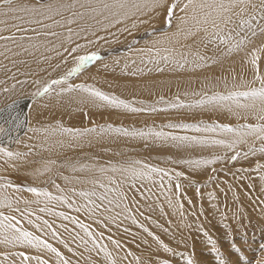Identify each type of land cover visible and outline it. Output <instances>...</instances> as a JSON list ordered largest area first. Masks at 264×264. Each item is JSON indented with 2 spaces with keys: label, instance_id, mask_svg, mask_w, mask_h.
I'll list each match as a JSON object with an SVG mask.
<instances>
[{
  "label": "bare ground",
  "instance_id": "bare-ground-1",
  "mask_svg": "<svg viewBox=\"0 0 264 264\" xmlns=\"http://www.w3.org/2000/svg\"><path fill=\"white\" fill-rule=\"evenodd\" d=\"M32 3H35V2H33V1H29V2L16 1L13 4V7H18L21 4H32ZM0 11L7 12V8L6 7H0ZM13 15H22L25 17V20L30 18L27 14L18 13V14L10 15V17L8 19H6V18L4 19L6 21H2L3 23H0V35H2V36H16L18 38L21 36L25 37L24 40L17 39L15 42H13L12 40H0V108L3 107V105H5L8 102H10L12 100H16L17 98H19L18 96H21V97L22 96H30V93H31L30 89L32 86L31 85L32 82L35 81V78H37V76L42 74V72L46 71V69H47L46 66L51 65L54 62L61 63L63 61V59H65L67 62L70 61L71 59L75 61V57L78 54H79V56L84 55V54H90L92 52L91 49L98 48V47H106L109 44L113 45V43H115V42L121 43V41L130 39V37L132 35L129 33L131 31H134L135 29H139V28H146L149 26L155 27L156 25L158 26L159 23L164 21L163 16L156 17L153 19H149V17H140V19L146 20L148 22L144 23V24H138V26L134 29L131 27L132 20H128V21H125L123 24H119V25H116L115 27H111L107 31L99 30V26H97V29H95L96 30L95 36H93L91 34V30H89L88 32L81 33L79 37L74 36L73 37V43H69L66 40V36H67L66 27H68V26H66V27L54 26L51 29H45L42 26L31 25L28 23H23L19 20H14V19H12ZM65 15H68V13H65ZM56 19H60V18L56 17ZM134 19H136V17H133V20ZM8 21H10L11 23H8ZM257 22H259V21H257ZM43 23L44 24H51L52 21L44 20ZM82 23H83V21L78 22V24H82ZM78 24L70 25V27H72L76 31H79ZM15 25H19L21 28L26 29V31H23V32L17 31V28L15 27ZM125 27H127L129 29L128 32L119 31L120 29H123ZM32 28H36L37 32H32L31 31ZM172 30L175 31V28L172 27ZM45 31L58 32V33H61V35L59 37H56V36L44 37L42 35H37L38 32H45ZM27 37H32V40L29 41L27 39ZM99 37H103L104 39H99ZM159 38H160L159 36L155 35V36L151 37V39L146 40V42H143L144 44H142V46H143L142 49L152 48L153 47V41H155ZM88 40L96 41V43L88 45L86 48H83V49L79 50L78 52H75V53L70 52V50L72 48H74L76 44H86ZM18 44H23V48H27L28 51L25 52L23 50V48L17 46ZM33 44L37 45V47L33 48L32 47ZM261 44H264V36L255 37L254 38V46H260ZM184 45H188V41L182 40L180 44L175 45L177 51H176V53H174V55H175L176 59L179 60L180 59L179 53L183 52L186 55H188V58L191 61L193 59V57L189 54L190 50L188 47H185ZM252 46L253 45H250V47H252ZM155 47L163 49L164 47H169V45L161 44V45H155ZM65 48H68L69 51L66 52L64 50ZM201 49H204V47L192 44L191 52L194 53L196 51H199L201 55H204L206 57H211V59H207L205 61V63L207 64V66H205V67H195L190 62L183 68V70H179L178 68H176L175 65L170 64L167 61L161 60L160 57L156 56L154 52L153 53H146V52H142L141 49H138V50L131 51V53L122 54L123 56H121V58L112 57V58L106 59V61L98 62L97 65H95L92 68V70H90L84 74H81L77 78V80L74 81V83L72 85H81V84L88 85V84H86L87 81H95V82L101 84L102 86H104L106 89L109 88L111 90L117 91L120 95H123V97L124 96L127 97L125 99H128V97L130 98L132 96L151 98V97H153L154 94L168 96V95H174V94H180V93L181 94L187 93V95H186L187 97L191 96V97L198 98L199 96H196V95L193 96L191 94L195 93V92L197 93V91H199L198 93H204V92L208 93V91H206V90L211 91L213 89H215V90L220 89L221 91L223 89L226 92H228L231 89H233L234 85L239 86L241 84H244L245 82H250L252 80L253 70H252L251 65L246 63L245 52L232 53L229 55H218L217 53H215V51H216L215 45H209L206 49H204V50H206V52L201 50ZM202 51H203V53H202ZM57 53H60L61 55H57ZM163 55H166V53L161 51V56H163ZM226 56L228 58L225 59L224 57H226ZM149 59H151L153 62L150 63ZM213 60H216L217 62L213 63ZM66 61L64 62V64L67 63ZM63 67H64V65H63ZM157 68H163L164 70L163 71H157ZM261 71L264 72V60L261 61ZM22 75H27L28 77H24ZM39 78L40 77H38V79ZM80 82H82V83H80ZM6 87L7 88L9 87V92L6 91L4 93L3 90H5ZM66 87L67 86H65L64 88H66ZM59 91L49 93L45 97L38 99V100L32 99L31 101H24V102H20V103L15 105V107L20 106V107L24 108L23 111L25 113V115H24L25 121L22 120L23 121V125L21 127L22 136L19 138L18 141H16L13 144V148L11 149V151L28 153V155L21 158V159H17V160H7V158L0 157V177H5L8 180L12 177L11 175L13 173L18 174V175L21 174L27 179V182L29 183V185L31 187H34L35 184H37V183L39 184L40 181L38 182V180L40 178L44 177L45 175H47L53 168L57 167V169H58V164H60V162L58 163V159L60 158V156H62V155L65 156V153H68V152L72 153L71 150L73 152L76 150H78L76 152H79V149L88 150L87 153L90 154L89 153L90 150L97 149L94 152H98L99 149L100 150L104 149L103 150L104 152L102 153V155H104V154H106L105 151L108 153L107 149L109 147L111 149V147L113 148V146L122 145V146H126V147L132 146V147H134V150H137V152L141 151L143 153H152L154 155V157L155 156L157 158L161 157L164 160H168V162L170 160H172L173 164L176 165L178 168L180 167V168H183L184 170L186 169L187 172L192 174V176L195 177L196 179L201 178L204 180V179H207V177L209 175L211 176V174H210L211 171L213 169H215L216 166H220L219 165L220 163L224 164V163H227L228 161H230L231 157L233 156V154H235L236 151L244 152L245 149H247V148L249 149V145L255 144L258 147L257 144H260V141L256 140L255 137H249V138H247V143L239 145L235 150H230V149H228L222 145H213V144H205V145L186 144L184 146L176 148L173 145H172V147H170V146L164 147L163 142H161L162 140L157 139L161 143H158V141H156L157 143L155 142L154 144L150 145V144H147L148 142L146 140H148V139H143V137L141 138L140 136L139 137L138 136H125L123 134L116 133V132H108V133L103 134L102 136H97L95 133H93V134H90V135L83 137V138L74 139L72 136H70L66 133L60 132L58 130V126L63 125L66 128L84 129L86 127L87 128L92 127L91 125H94L93 123H96L99 125V124H103V122L105 123V121H107V120L108 121L112 120V121L119 122V123L124 122V124L127 121H129L130 123L131 122L133 123L136 121L135 123L139 124L141 121H142L141 123H143V121L146 122L147 120H150V119L151 120L158 119L159 121L166 122V123L169 121L168 124L171 123L170 120H172L173 122H176L177 120L178 121L186 120V121H192L194 123H196V122L198 123L200 118H206V119L210 120V119H213L214 117L220 119V121L223 123L224 122H226V123L232 122V124H234L235 122H240L242 120L238 119L235 115L229 113L228 111H226L223 108H216V109H210V108H169L167 111H158V112H154V113L153 112L132 113V112L127 111V110L122 109V108H112L111 106H108L99 100H94V99L90 98L88 93L82 92L79 89H76L72 92H67V91L61 92V90H59ZM170 101H173V100L170 99ZM134 106L135 107H144L142 104L141 105L135 104ZM65 112L67 114H70V116H67L66 114H64ZM86 112H87V114H86ZM63 115H66V117H64ZM85 115L88 117V119L85 120L86 122L84 121ZM219 115H224V116H219ZM1 116H0V118H1ZM61 117H64V118H61ZM233 117L237 118V119H232ZM58 119H60V120L62 119L63 122L58 121ZM149 122H151V121H149ZM132 123H131V125H132ZM147 124H148V122H147ZM237 124H239V123H237ZM237 124H234V125L236 126ZM142 125L144 126V124H142ZM140 127H142V126H140ZM197 137L207 138V139H224L227 141H231L234 138L233 134L220 132L219 130H217L216 132H206V137L203 136L202 132H199ZM15 139H17V138H15ZM154 140H156V139H154ZM154 140H152V141L149 140V141L153 142ZM120 148L122 149V147H120ZM248 149H247V151H248ZM113 150H114V148H113ZM118 150L120 151V149H118ZM131 150L132 149H130V151ZM114 152L115 151H111L112 155ZM39 156L43 157L44 159H41ZM109 157H110V155H109ZM215 157H220L221 159H217L214 164L202 165L199 167H196L194 165H185V164L178 163V162L174 161V158H176V159L178 158L179 159L178 161H181V160H189V159L196 160V159H202V158L213 159ZM260 159L264 160V154L257 152L255 155H249L247 158H244L243 156L239 157L237 159V162L235 165L251 166L250 164L253 165V163H256V161H259ZM53 161H54V163H50ZM98 161L97 162L95 161L93 163L92 162L91 163L85 162L83 164H80V166H78V172H80L81 174H82V172L84 174H86L88 176L89 181H91V180L99 181L100 175H98V174L102 173L99 171V169L105 168V167L100 165L98 163ZM68 163H67V165H68ZM46 164H47V167L50 169V171L45 170ZM73 164H75V162ZM260 164H262V163H260ZM12 165H15V167H12ZM141 168H143V167H141ZM73 169H74V167H72V170ZM256 170H254V171L253 170H245V171L242 170L240 172L241 173V177H240L241 179H239V181L235 180V182L238 181L237 182L238 185L236 186V184H235L236 187L228 186L231 188H227V185L222 183V185L220 184L218 189L215 192L220 191L221 194L225 193V195H228L226 193H229V195L232 192L235 193L236 195H233L234 197H230L228 195V197H230V199L233 200V202L230 199L226 198L227 196L224 197L227 199V201L230 200L232 202L231 206H233L234 212L238 211L240 206H242V207L244 206L245 208L246 207L248 208V210H249V211L247 210L248 213H252V215H253V212H255L254 216H252V217L257 216V212H258V213H260L259 216L261 217L263 215L262 217L264 219V169H261L260 171L258 170L257 173L255 172ZM75 171L77 172V170H75ZM239 171H240V169H239ZM66 172L68 173L69 170ZM66 172H64V173H66ZM78 172H77V174L79 175ZM116 173H118V172H116ZM240 173L236 174L237 177ZM157 175H159V174H157ZM69 176H71V175H69ZM172 176L173 175L171 174V177ZM115 177L116 176H114V178ZM153 177H156V176L154 175ZM224 177H222V178L225 179ZM227 177L228 176H226V178ZM72 178H73V176H72ZM72 178L71 179L69 178L68 180H64L66 182V185L63 183L65 185V188L72 185L73 180H74ZM78 179L81 180V177ZM104 179H106V178H104ZM162 179H164V178H161V180ZM217 179H219V178H217ZM227 179H225V180H227ZM144 180H148V179H144ZM169 180H171V179H169ZM102 181H104L103 178H102ZM132 181L133 180H130L131 183L129 182L131 188H132V186H134V184H136L138 182L137 179H136V182H134V183ZM250 181H252V182L250 183ZM3 182L4 181L0 180V183H3ZM78 182H80V181H78ZM106 182H108V181H106ZM143 182H145V181H143ZM143 182H141V184ZM229 182H231V181H229ZM100 183H103V182H100ZM175 183L178 184L179 182L178 183L175 182ZM225 183H227V181H225ZM232 183H234V180L232 181ZM56 184H58V183H56ZM56 184H55V187H57ZM147 184L149 186V183H147ZM25 185H27V184H25ZM144 185H146V184H144ZM165 185L166 186L163 187V189L165 188L166 192L162 193L163 190L161 188L162 194L160 193L161 194L160 198H159L160 200L147 198V201L144 200L143 202H140V201L137 202L138 201L137 200L135 203L132 201L133 199L131 200V203L129 202L130 203L129 206H132L135 203L136 206L142 207L144 209L142 211H146L145 214L144 213L143 214L147 215V216H144L147 218L144 219L145 222L142 221L143 223L137 222L138 220L135 219L134 217L133 218L136 221L133 222V220L131 219V215H130V213L132 214V212L131 211H127V212L124 211V207L126 205L125 200L121 201L120 207L117 208V207H115V204L109 205L107 201L101 202L99 199H97V197H92V200H94L96 202V204L102 205L100 208L97 209L96 213L94 215H92V214H89L87 211L83 210L85 208V206H87V207L92 206L91 204H89V201L85 197L80 196V197H82V199L77 200V201H80V204H78V202H77V204L74 202L75 204L72 203V207H69V203H65V202L62 203L61 202L62 200H48L47 198H45L43 196L37 197L34 193L26 191V189L21 190V191H17L16 189H13L11 187L8 188L6 191H0V198L4 197L5 195H8L13 199L20 198V203L14 204L13 208H11V209L0 208V211L4 212L5 215H15L16 220L13 221V223H16L17 227L24 229V230H27V231H30V232H33L34 235L39 236L42 240H46L53 247L57 248L58 251L60 253H62L64 258L70 262V264H111L110 260L105 258L103 252H98L96 250H93V238L94 237L96 238V242H97L98 246H100V245H106L107 246L108 251L112 253V258L117 261V264H159V261H161V259L158 260V258H156L155 253H154L155 250H153V244H151L149 241H147L149 239L150 240L153 239V241L156 243L161 244V242H164V239H163V241H159L156 239L157 237L159 239L165 238L166 242L169 244V245L167 244L168 247H170V249H172V251H170V252L167 251L166 256H165L164 252L163 253L161 252L162 254H164V257H166V258H163L166 260V262H163V263L161 262L162 264L169 263L170 261H171L170 263L175 262V259H177L179 257V256L177 257V254L179 253V251H182V253L184 252L183 255L187 259L188 258L190 259V257L192 256L193 260L195 259L196 264H213V262L210 258L213 255H209L210 254L209 249H208L209 253H207V252L202 253V251H200L201 247L197 248V246L195 244H193L192 245L193 249L196 248L197 250H193V252H192L191 244H190V246L189 245L182 246V244H180L177 241L176 237L173 238L174 233L171 232L172 230L170 229V228H172L173 225L170 224V222L169 223L167 222L166 216H165V214H163V212H166V214L169 213V216H171L170 214H172V217L170 219H172V218L176 219V220H173V221H175V223H176L178 218L184 219V217H185L186 218L185 221H187V219H188L191 223L192 219L193 220L195 218L202 219V217L205 216V217H207V221L209 222V224H211V227H213L216 230L217 229L216 227L219 228V226H216V222L218 220V214H219V212L215 211L216 210L215 206H216L217 202L215 201V199L212 200V198H211L212 195H209L205 188H202L203 189L201 192L202 199H199L200 197L196 198V196H194V192H193L195 187L193 188V186H191L189 183H185V185H184L185 190H186V195L184 194V192L181 193L178 189L176 191V192H180L184 196V197H182V198H184V201L179 200L181 194H179L180 196L178 195L177 198L174 197L177 199V200H174V198L171 197V195L173 193L169 194V192H167V190L170 187L172 188V185H170V187L168 186L167 183H165ZM91 186H92V190H95L98 194L105 192V189L100 188L99 183H96V184L90 183V187ZM136 186H138V185L136 184ZM158 186H160V185L158 184ZM214 186H216V184ZM214 186H212V187H214ZM232 186H234V185H232ZM27 187H28V185H27ZM85 187H87V186H85ZM119 187H120V185H119ZM145 187H144V189H145ZM175 188H177V187H175ZM180 188H182V187L180 186L179 189ZM219 188L221 190H219ZM57 189L59 192V188H57ZM72 189L74 190V188H72ZM140 189L138 191H140ZM66 190H68V188ZM209 190H210V188H209ZM54 191H56V190H54ZM69 191H70V189H69ZM147 191H144V192H147ZM158 191H159V189H158ZM171 191H172V189H171ZM66 192H65V194H66ZM72 192H74V191H72ZM144 192L142 193V191H141L142 194H144ZM61 193H64V191L63 192L60 191L59 196L61 195ZM76 193H77V191H76ZM79 193H77V194H79ZM128 193H130V192L128 191ZM137 193H139V192H137ZM153 193H155V192H153ZM199 193H200V191H199ZM212 193H214V192H212ZM71 194H74V193H71ZM75 194L73 195V197L76 196ZM136 194H134V195H136ZM148 194L150 195V193H148ZM148 194H146V195H148ZM204 194H206V195H204ZM63 195L64 194H62L61 196H63ZM195 195H197V194H195ZM218 195L220 196V194H218ZM218 195L215 194V196H218ZM141 196H143V195H139L136 199L140 198ZM197 196H199V195H197ZM63 197H66V195ZM70 197H71V195H70ZM112 197H113V194L109 193L108 194L109 200H111ZM129 198H131V197H129ZM219 198H222V197H219ZM73 199H78V198H73ZM73 199H69V200H73ZM23 200H28V201L39 200V203H30V204L26 205L23 203ZM169 200L172 201L171 205L169 204ZM74 201H76V200H74ZM181 202L184 205V207H182V208L180 207V205L182 204ZM220 202H221V200H220ZM156 204H157V206H156ZM148 205L149 206L154 205L155 207H151L149 209H146L147 208L146 206H148ZM17 207L20 209V212L14 211V209ZM43 207H45V209H49L50 211H48V210L41 211V209H43ZM77 207L81 208L82 210L77 212L76 211ZM134 207H135V205H134ZM105 208H108L109 210L105 211ZM133 208H132V210H133ZM226 208L228 209V206ZM224 209H225V207H224ZM229 209L232 210V207H230ZM250 209L253 212H250L251 211ZM230 212H233V211H230ZM230 212H229V214H230ZM60 213H63L64 215L61 216V215H59ZM117 213H120V215H117ZM137 213H139V212H137ZM223 213H225V212H223ZM261 213H263V214H261ZM227 214L228 213L226 212L225 215H227ZM239 214H240V212H239ZM148 215H150V216H148ZM237 215H238V212L234 216L237 217ZM234 216H232V218L231 217H229V218H231V220H234ZM245 216H247V214ZM65 217H68V219H65ZM106 217L109 219L104 221L106 219ZM73 218H75L77 221H79V223H73ZM229 218H227V219H229ZM167 219H169V218H167ZM221 220H223V218ZM29 221H31V223H29ZM45 221H47L48 223L45 224ZM101 221H103V223H101ZM229 221H230V219H229ZM235 221H239L238 217ZM241 222H243V221H241ZM241 222H239V223H241ZM244 222H245V219H244ZM80 223L88 225L89 232H91L93 234L92 237L87 236V234L80 228ZM171 223H172V221H171ZM181 223H184V222L181 221ZM219 223L220 222H218V224ZM226 223H228V222H226ZM113 224H114L113 227H115L114 231H117L120 234L119 235L120 238L117 237L118 235L115 236L116 232L114 233L115 235L113 234V232H111V231H113V229H112L113 227H111V231L108 232V234L110 235L112 233L114 235V238L117 237L116 240L121 239V240H119V242H121L120 247H117L113 243V241H115V239L113 241L112 240L109 241L108 238L103 239L100 236V233H105V230L108 229V228L106 229V227L108 225L110 226ZM177 224H179V223H177ZM263 224H264V222H263ZM37 225H39V227H37ZM48 225H51V228H49ZM220 225H221V223H220ZM247 227H246V234L248 233ZM187 228H185L186 231L183 229L184 232H187ZM250 228H251V226H250ZM132 229L139 230V232L141 234L138 235V234H136V232L134 233ZM178 229H179V227H178ZM242 229L240 231H243ZM53 230L55 231L56 235L52 234ZM180 231H182V230H179V233H180ZM205 231H207V230H205ZM205 231H203V232L205 233ZM194 232H195V229H194ZM196 232H197V230H196ZM230 232H231V229H230ZM77 234H79V237H84V239L87 241V244H84L79 239ZM217 235H219V234H217ZM240 235H242V233H240ZM110 236H112V235H110ZM256 236H258V235H256ZM205 237L206 236L203 235V239L207 238V237L206 238ZM242 237H244V236L242 235ZM245 237L248 238V235ZM253 237H252V241H253ZM175 238H176V240H174ZM196 238H198V236L195 237L194 240ZM203 239L201 242H203ZM181 240H183V239H181ZM194 240H193V242H195ZM248 240L246 239L245 241H248ZM61 241L66 242L68 246L65 247V244L61 243ZM180 242H183V241H180ZM184 242H185V240H184ZM210 242H212V240ZM218 244H220L219 241H218ZM163 245H165V244H161L162 248L164 249ZM226 245H228V244H226ZM223 248H224V245H223ZM163 249H161V251ZM217 249H216V251H217V255H218ZM224 249L229 250V248H224ZM241 250L242 249L239 250V253ZM222 251H221V255H222ZM242 251H244V250H242ZM245 251H246V249H245ZM21 252H23L25 256H31V257L39 256L41 258V260H47L48 264H59L56 255L54 253L49 252L47 249L32 248V247L27 246V245H17L16 247H12L11 245H3V244H0V264H21L22 257L19 255ZM188 252H190V253H188ZM212 252H214V251H212ZM212 252H211V254H212ZM223 252H226V251H223ZM236 252H235V254L238 253V252L237 253ZM3 253H7V256L3 255ZM233 253L234 252L232 251V253H230L229 255L226 254L227 259H228V261L231 259L233 264H236V258L237 257L236 258L232 257ZM245 254H247V253H245ZM147 255H150V257H151V255H154L155 257H153V258L149 257L150 261L147 262L146 260H144L145 256H147ZM221 255L219 253L218 256H221ZM241 255H243V253ZM223 256H224V253H223ZM125 257H126V259H125ZM238 257H239V255H238ZM247 257H249V256H247ZM137 258H139V259H137ZM196 259H197V261H196ZM224 259L226 260V258H224ZM237 259H239V258H237ZM167 261H169V262H167ZM176 261H178V260H176ZM179 261H180V259H179ZM185 261H187V260H185ZM232 262L230 261V264ZM187 263H188V261H187ZM24 264H38V262L35 259H32L30 261H24ZM178 264H182V261H180V263H178ZM241 264H242V262H241Z\"/></svg>",
  "mask_w": 264,
  "mask_h": 264
},
{
  "label": "snow or ice",
  "instance_id": "snow-or-ice-1",
  "mask_svg": "<svg viewBox=\"0 0 264 264\" xmlns=\"http://www.w3.org/2000/svg\"><path fill=\"white\" fill-rule=\"evenodd\" d=\"M15 0H0V7H6L7 12L0 13L2 15H8L9 13H24L30 18L25 20L22 15H13L12 19L19 20L23 23L31 25L42 26L45 29H51L54 26L66 27L67 36L66 40L69 43H73V37H79L81 33L88 32L91 30L93 36L96 35L97 26L99 30L107 31L111 27L123 24L125 21L132 20L131 27L134 29L138 24H144L148 21L140 19V17H149L153 19L156 17L163 16L165 25L168 27V31H162L160 38L153 41V47L149 49H142V52L155 53L156 56L160 57L161 60L167 61L173 64L179 70L188 64L192 63L195 67H205L207 64L205 61L211 59L201 55L199 51L194 53L191 52L192 45H184L189 48V54L193 57L190 61L188 55L181 52L179 53L180 59L177 60L174 53H176L175 45L180 44L181 41L191 40L192 44L199 45L207 48L209 45H215L216 51L221 52L222 55H229L232 53L245 52L246 63L250 64L253 70V78L250 82H245L239 86H233V89L226 92H214L211 95L207 93H193V95L200 96V99L194 102L185 104L177 96L174 101H165L163 97L157 103H163L166 105L165 108H157L154 105H148L147 107H135L133 102L123 100L115 95H109L101 90L94 88L90 85H71L68 84L69 79L80 73L89 65L92 61L99 59L97 52H91L90 54L80 55L75 57L76 64L69 72L61 76L59 79H53L47 83L45 87L37 90L35 96H42L51 92L54 86L67 85L66 88L61 87V92L67 91L72 92L79 89L82 92L88 93L90 98L99 100L112 108H122L132 113L140 112H158L167 111L169 108H223L229 113L235 115L238 119L244 121L243 123L237 124L235 127L228 124H205L203 122L199 124H188V123H169L164 125L167 128H182V129H193L197 132H216L219 130L224 133L233 134V139L227 141L224 139H207L198 138L195 136H173L170 133L163 131H156L154 128H149L147 131L133 129L129 131L125 127H114L113 125H97L92 128L74 129L66 128L63 125L58 126V130L62 133H66L72 136L74 139L83 138L90 134L95 133L97 136H102L108 132H116L125 136H140L143 138H155L161 140L171 139L178 141L181 144H194V145H222L230 150H235L239 145L247 143V138L255 137L256 140L261 142L260 147L257 148L255 145H249L248 151L240 152L236 151L231 157L235 161L238 157L243 156L247 158L249 155H255L257 152L264 154V72L261 71V61L264 60V44L260 46H254V38L258 35H264V0H35L32 4H21L18 7H13ZM68 13V15H65ZM59 17L60 19H56ZM133 17L136 19L133 20ZM44 20L52 21L51 24H44ZM83 21L82 24L78 22ZM259 21V23H257ZM0 23H3L0 21ZM78 24L79 31H76L70 25ZM17 31H26L19 25H15ZM175 28V31L172 30ZM32 32H37L36 28L31 29ZM121 32H128L127 27L120 29ZM37 35L56 36L59 37L61 33L53 31L38 32ZM17 39L24 40L25 37L16 36H2L0 40H12L15 42ZM29 41L32 37H27ZM99 39H104L99 37ZM96 41L88 40L86 44H76L74 48L70 50L71 53L78 52L79 50L86 48L88 45L95 44ZM169 45L163 49L155 47V45ZM253 45L252 47H249ZM18 47L23 48V44H18ZM62 46V45H61ZM223 46V47H221ZM33 48L37 45L33 44ZM25 52L27 48H23ZM66 52L68 48L64 49ZM161 51L166 55L161 56ZM57 55H61L57 53ZM149 62H153L149 59ZM213 60V63H216ZM163 68H157V71H163ZM33 83L39 84V81H33ZM7 91V89H5ZM187 95V93H185ZM11 107V106H9ZM0 109V112H3ZM251 118V121L249 122ZM3 123H10V118H3ZM0 135H9V130L5 127L0 126ZM18 141V138H17ZM28 153L14 152L8 147L0 146V157L7 158V160H17L27 156ZM220 157L213 159H196V160H181L178 163L185 165H194L196 167L202 165H211L216 162ZM50 163H54L50 162ZM143 162L139 160H129L126 166L112 167L111 172H119L124 179L131 178L135 180L137 178L150 177L152 172H164V169L152 167L150 165H144L143 168L138 167ZM15 167V165H12ZM257 169H264V164H258ZM45 170L50 171L45 165ZM74 171L76 169H73ZM82 170V169H81ZM100 172H108L107 168H100ZM178 177L183 176L184 173L180 172L176 174ZM68 177H65L67 180ZM0 180L4 181L0 183V191H6L10 187H15L17 191L22 189L12 184L11 181L5 177H0ZM109 184L117 185V187H107L105 184L100 183L97 180H91L89 183H99L100 188L105 189V192L98 194L95 190L92 191H81L80 196L85 197L91 207L85 206L83 210L89 214L94 215L98 208L102 205L96 204L92 197H97L101 202L107 201L109 205L115 204V207H120V202L127 200V195L121 191L118 186V181L112 177H108ZM124 180H120L119 183H123ZM59 188V185H57ZM180 187L179 184L176 185ZM26 191L34 193L37 197L43 196L48 200H63L68 203L66 197L53 196L50 192L37 187H28ZM61 191H63L61 189ZM74 191V190H73ZM112 193L113 197L111 200L108 198V194ZM20 198L13 199L8 195L0 198V208H13L14 204H19ZM24 204L39 203L37 201L23 200ZM172 201L169 200L171 205ZM69 207H72L69 204ZM182 208L183 205L181 204ZM50 211L49 209H41V211ZM82 209L77 207L76 211L79 212ZM105 208V211H108ZM16 212H20L17 207L14 209ZM124 211H129L127 205L124 207ZM59 215L63 216V213ZM120 215V213H117ZM68 219V217H65ZM15 215H5L4 212L0 211V244L11 245L16 247L17 245H27L32 248H43L49 252L54 253L58 259L59 264H70V262L64 258L62 253L57 248L53 247L46 240H42L39 236L34 235L33 232L21 229L17 227ZM133 222L135 219L133 218ZM31 223V221H29ZM48 222L45 221V224ZM73 223H79L73 218ZM103 223V221H101ZM39 227V225H37ZM51 228V225H48ZM80 228L92 237L93 234L89 232L88 225L80 223ZM147 231V230H146ZM53 235H56L53 230ZM103 233H100L102 236ZM79 237V234H77ZM79 239L87 244L84 237ZM111 239V237H109ZM159 240V238H156ZM67 247V243L61 241ZM113 243L120 247L119 241H113ZM163 243V242H161ZM165 251H172L167 245H163ZM93 250L103 252L106 259L110 260L111 264H117V261L112 258V253L108 251L106 245H97L96 238H93ZM7 256V253H3ZM22 257L21 264L24 261H30L35 259L38 264H48L47 260H41L39 256L31 257L25 256L23 252L19 254ZM219 255V253H218ZM126 259V257H125ZM139 259V258H137ZM188 264H193V261L189 259ZM220 264H226L223 259L220 260Z\"/></svg>",
  "mask_w": 264,
  "mask_h": 264
},
{
  "label": "rangeland",
  "instance_id": "rangeland-1",
  "mask_svg": "<svg viewBox=\"0 0 264 264\" xmlns=\"http://www.w3.org/2000/svg\"><path fill=\"white\" fill-rule=\"evenodd\" d=\"M16 1H21V2H29V1H33V2H35V0H15V2ZM4 11H0V13H3ZM16 14H18V13H16ZM10 15H12V13H9L8 15H2V14H0V21H6V20H4L5 18L6 19H8L9 17H10ZM8 23H11L10 21H8ZM257 23H259V22H257ZM27 28V27H26ZM150 29V30H149ZM169 29H168V27L165 25V22L163 21V22H161V23H159V25L157 26H153V27H151V26H149V27H146V28H139V29H135L134 31H131L129 34H131L132 36L130 37V39H127V40H124V41H121V43H113V45H107L106 47H98V48H94V49H91V51L92 52H97L98 53V55H99V59H97V60H95V61H92L89 65H87L86 67H85V69L84 70H82L80 73H77V74H75V75H73L70 79H69V81H68V84H73L74 83V81H76L77 80V78L81 75V74H84V73H86V72H88V71H90V70H92V68L95 66V65H97V63L98 62H102V61H106V59H108V58H112V57H118V58H121V56H123L122 54H126V53H131V51H134V50H138V49H141L142 50V44H144L143 42H146V40H149V39H151V37H153V36H155V35H157V36H159L160 37V34H161V32L162 31H168ZM260 36H264V35H258L257 37H260ZM188 45H192V41H190V40H188ZM216 47V46H215ZM221 47H223V46H221ZM250 47V46H249ZM204 49H206L205 47H204ZM204 49H201V50H203V51H205L206 52V50H204ZM203 51H202V53H203ZM215 53H217L218 55H222L221 54V52H218V51H215ZM79 56V54L76 56V57H78ZM225 59L226 58H228L227 56L226 57H224ZM66 60L65 59H63V61L61 62V63H59V62H54L53 64H51V65H48V66H46V71L45 72H42V74H40L39 76H37V78H35V81H39L40 83L39 84H36V83H33L32 82V86H31V93H30V96H18L19 98H17L16 100H12V101H10V102H8V103H6L5 105H3V107H1L0 109H3L4 111L3 112H0V116H1V118H0V126H2V127H5V128H7L8 130H9V135H0V146H4V147H8L10 150L13 148V144L17 141V139H15V138H18V140H19V138L22 136V129H21V127H22V125H23V121L22 120H24L25 121V113H24V108L23 107H20V106H18V107H15V105L16 104H18V103H20V102H24V101H31L32 99H34V100H38V99H41V98H43V97H45L47 94H49V93H52V92H56V91H59V90H61V87H65V86H67V85H62V86H54V88H53V90L51 91V92H49V93H47V94H45V95H42V96H35L34 94L37 92V90H39V89H42L43 87H45L46 86V84L47 83H49V82H51V80H53V79H59L61 76H63V75H65L67 72H69L73 67H75V64H76V60L74 61V60H70V61H66L67 63L66 64H64V62H65ZM63 65H64V67H63ZM49 70V71H48ZM22 76H24V77H28L27 75H22ZM47 76V77H46ZM38 77H40L39 79H38ZM37 79V80H36ZM41 79V80H40ZM80 83H82V82H80ZM86 84H88V85H90V86H92V87H94V88H97V89H99V90H101L102 92H105V93H107V94H109V95H115V96H117V97H119V98H121V99H124V100H126V101H130V102H133V104L135 105H138V104H142L144 107H147L148 105H154V106H156L157 108H165L166 107V105L165 104H163V103H157L159 100H160V97H163L164 98V100L165 101H170V99H172L173 101L176 99V97L178 96L179 97V99L181 100V101H183L185 104H187V103H191V101L192 102H194L195 100H198V99H200V96L198 97V98H196V97H191V96H186L185 95V93H180V94H174V95H168V96H166V95H157V94H154L153 95V97H151V98H146V97H135V96H132V97H128V99H125V98H127V97H123V95H120L117 91H114V90H111V89H109V88H105L104 86H102L101 84H99V83H97V82H95V81H87V83ZM5 89H7V92H9V87L7 88H5ZM230 90V89H229ZM232 90V89H231ZM206 91H208V95H211L212 93H214V92H220V93H226V91L225 90H223L222 89V91L220 90V89H218V90H215V89H213V90H206ZM3 92L5 93L6 91L5 90H3ZM60 92V91H59ZM199 91H197V93H198ZM196 93V92H195ZM205 93V92H204ZM190 94V93H189ZM191 95H193V93L191 94ZM193 96H195V95H193ZM197 96V95H196ZM188 100V101H187ZM9 106H11V107H9ZM3 113V114H2ZM64 114H66L67 116H70V114H67L66 112L64 113ZM86 114H87V112H86ZM5 115V116H4ZM66 115H63L64 117H66ZM4 116V117H3ZM218 116V115H217ZM219 116H224V115H219ZM5 117H7V118H10L11 120H10V123H7V124H5V123H3V118H5ZM64 117H61V118H64ZM88 119V117L85 115L84 116V121L85 120H87ZM232 119H237V118H232ZM154 120V121H153ZM153 120H147L146 122L145 121H143V123H139V124H137V123H135V122H131L132 123V125H131V123L129 122V121H127L125 124L128 126H126L125 124H124V122L123 123H119V122H115V121H112V120H110V121H105V123L103 122V124H99V125H113L114 127H125V128H129V130L130 131H132L133 129H136V130H144V131H147L149 128H154L156 131H163V132H165V133H170L171 135H173V136H189V137H192V136H195V137H197V135H198V133L199 132H197V131H195V130H193V129H182V128H167V127H164V125H167L168 124V122L166 123V122H161V121H159L158 119H153ZM177 120V119H176ZM58 121H61V122H63V120L61 119H58ZM149 121H151V122H149ZM160 123H159V122ZM171 121V123H188V124H199V123H201V122H203V123H206V124H213V123H217V124H228V125H231V126H235L234 124H237V123H243L244 121H240V122H235L234 124H232V122H229V123H226V122H221L220 121V119H218V118H213V119H206V118H200L199 119V121H198V123L196 122V123H194V122H192V121H186V120H183V121H176V122H173L172 120H170ZM186 121V122H185ZM220 121V122H219ZM86 122V121H85ZM108 122V123H107ZM129 122V123H128ZM147 122H148V124H147ZM249 122H253V121H251V119H250V121ZM94 125H91L92 127H95V126H97L98 124H96V123H93ZM121 124V125H120ZM136 124V125H135ZM142 124H144V126L142 125ZM131 126V127H130ZM140 126H142V127H140ZM92 127H89V128H92ZM87 128V127H86ZM26 132V131H25ZM192 134H191V133ZM202 134H203V136L204 137H206V132H202ZM139 137V136H138ZM142 138V137H141ZM199 138V137H198ZM143 139H148V140H146L148 143L147 144H154L156 141H158V140H161V139H156V140H154L155 138H151V137H149V138H143ZM152 141V140H154L153 142H150V141ZM145 141V140H144ZM161 142H163V146L164 147H172V145L174 146V147H176V148H178V147H181V146H184V145H186V144H181L180 142H178V141H173V140H171V139H167V140H162ZM161 142H159L158 141V143H161ZM157 143V142H156ZM260 144H261V142H260ZM260 144H257L258 145V147L255 145V147H257V148H259V146H260ZM11 146V147H10ZM119 146V147H118ZM118 147V148H117ZM120 147H122V149L120 148ZM129 147V148H128ZM128 147H126V146H122V145H117V146H113V148H114V150H113V148L111 147V149H110V147L107 149V151H108V153L105 151V153L106 154H104V155H102V153L104 152L102 149V151L100 150H98V152H94V151H96L97 149H94V150H90V154H88L87 152H88V150H81V149H79V152H76V151H78V150H76V151H72L71 150V152L72 153H70V152H68V153H65V156L64 155H62V156H60V158L58 159V163L60 162V164H58V169H57V167L56 168H53L47 175H45L44 177H42V178H40L39 180H38V182H39V184L37 183V184H35V186L34 187H36L37 186V188H40V189H43V190H46L47 192H50L51 194H53V196H58V197H60L62 194H64L63 196H65L66 195V198L68 199V203L69 204H71L72 205V203H76L77 204V202H78V204H80V201H77V200H81L82 199V197H80V195L79 194H77V193H79V192H81V191H85L86 189V191H91L92 190V186L90 187V183H89V180H88V176L86 175V174H84L83 172H82V174L80 173V172H78V166H80V164H83V163H85V162H88V163H93V162H97L98 160V163L100 164V165H102V166H104L105 168H107V169H109V171L108 172H105L104 174L103 173H100V174H98V175H100V179H99V181L100 182H103V184H105L107 187H117V185H112V184H109V180H108V177L109 176H112V177H114V176H116L115 178H116V180L118 181V186L120 185V189H121V191H123L124 193H126V195H128L127 196V200H125L126 201V205H127V207H128V209H129V211H131L132 212V214L130 213V215H131V219L133 220V217L135 218V219H137L138 221L137 222H141V223H143V222H145V220L144 219H146L147 217H144V216H147V215H144L145 214V212L146 211H142V210H144L142 207H138V206H136V201L137 202H143L144 200L145 201H147V198L148 199H159L160 198V195L164 192H166V189L164 188L163 189V187H165L166 185H165V183H167L168 184V186L170 187V185H172V191H171V189L169 188L168 190H167V192H169V194H172L171 195V197L172 198H174V197H176L177 198V196L179 195V194H181L182 192H184V194L186 195V190H185V183H189L191 186H193V188H194V190H193V192H194V196H196V198H198V197H200L199 199H202V195H201V192H202V188H205L206 189V191L208 192V194L209 195H212L211 196V198H212V200H214L215 199V201L217 202V204H216V206H215V211L216 212H219V214H218V220H217V222H216V226H219V228L218 227H216L217 229L215 230L213 227H211V224H209V222L207 221V217H205V216H203L202 217V219H199V218H195L194 220L192 219V221H191V223H190V221L187 219V221H185L186 220V218L184 217V219H182V218H178L177 219V221H176V223H175V221H173V220H176V219H174V218H172V219H170L171 217H172V214H170L171 216H169V213L168 214H166V212H163V214H165V216H166V220H167V222L169 223L170 222V224H172L173 226H172V228H170L172 231L171 232H173L174 233V236H173V238L174 237H176L177 238V241L180 243V244H182V246H185V245H189L190 246V244H191V249H192V252H193V250H197L196 248L195 249H193V247H192V245L193 244H195L196 246H197V248H199V247H201L200 249V251H202V253L203 252H207V253H209V251H210V254L209 255H213L212 257H210L211 258V260H212V262H213V264H220V260L224 257V258H226V260L223 258V260L224 261H226V264H230V261L232 262V260L230 259L229 261H228V259H227V255L226 254H230V253H232V251L234 252L233 254H232V257H237V258H239V259H237L236 258V264H241V262H242V264H264V224H263V215L260 217L259 215H260V213H258L257 212V216H255V217H252V216H254V213L255 212H253L251 209V211L250 212H253V215H252V213H248V208L246 207H242V206H240V208L238 209V211H236V212H234V209H233V206H231L232 205V202H233V200H231L230 199V197H234L233 195H236L235 193H231L230 195H229V193H226V194H228L230 197H228V195H225V193L224 194H221L220 193V191H218V192H215L217 189H218V187H219V185L221 184L222 185V183L223 184H226L227 185V188H231V187H236L238 184H237V182L239 181V179H241L240 177H241V171L243 170V171H245V170H256L257 169V164L259 163H262V164H264V160H262V159H260L259 161H256V163H253V165L252 164H250L251 166H248V165H235L236 164V162H237V159L239 158H237L235 161H233L232 159H230V161H228L227 163H220L219 165L220 166H216L215 167V169H213L212 171H211V176L209 175L208 177H207V179H196L195 177H193L192 176V174H190L189 172H187V170L185 169H183V168H178L176 165H174L173 164V161L172 160H170L169 162H168V160H164L163 158H161V157H154V155L152 154V153H143V152H141V151H138L137 152V150H134V147H132V146H128ZM140 147V146H139ZM118 149H120V151L118 150ZM130 149H132L131 151H130ZM248 149V148H247ZM247 149H245L244 150V152L245 151H247ZM123 150V151H122ZM128 150V151H127ZM111 151H115L114 153H113V155H112V153H111ZM101 152V153H100ZM120 152V153H119ZM137 152V153H136ZM67 154V155H66ZM99 154V155H98ZM109 155H110V157H109ZM232 155V154H231ZM234 155V154H233ZM103 156V157H102ZM40 157V156H39ZM62 157V158H61ZM41 159H44L43 157H40ZM75 158V159H74ZM94 158V159H93ZM122 158V159H121ZM161 158V159H160ZM73 159V160H72ZM86 159V160H85ZM163 159V160H162ZM91 160V161H90ZM101 160V161H100ZM129 160H139V161H142L143 163L141 164V165H139L138 167H143L145 164L146 165H150V166H152V167H156V168H161V169H164L165 171L164 172H160V173H157V172H153V173H151L150 174V177L148 178V177H144V178H137V181L139 182H137L136 184L138 185V186H136V184H134V186H132V188H131V186H130V184H129V182H130V180H132L131 178L129 179H124L122 176H121V174L118 172V173H113V172H111L110 171V169L112 168V167H121V166H126V164H127V161H129ZM178 158L176 159V158H174V161L175 162H178ZM75 162V164H73L74 162ZM63 162V163H62ZM69 162V163H68ZM78 162V163H77ZM109 162V163H108ZM67 163H68V165H67ZM63 164V165H62ZM72 164V165H71ZM77 164V165H76ZM107 166H106V165ZM222 164V165H221ZM226 165V166H225ZM60 166V167H59ZM68 166V167H67ZM241 166V167H240ZM256 166V167H255ZM67 167V168H66ZM72 167H74V169H76L77 170V172L79 173V175L77 174V172L75 173L74 172V170H72ZM76 167V168H75ZM110 167V168H109ZM243 167V168H242ZM256 168V169H255ZM63 169V170H62ZM69 170V172L71 173H67L66 171H68ZM239 169H240V171H239ZM242 169V170H241ZM62 170V171H61ZM66 170V171H65ZM260 171L261 169H257L255 172L257 173V171ZM64 172H66V173H64ZM180 172H182V173H184V175L183 176H176V174L177 173H180ZM238 173H240L239 175H238V177H237V175L236 174H238ZM64 174V175H63ZM68 174V175H67ZM117 174V175H116ZM157 174H159V175H157ZM171 174L173 175L172 177H171ZM18 174H15V173H13L11 176V178L10 179H8L9 181H11L12 182V184H14V185H18L22 190H24V189H27L28 187H31L30 185H29V183L27 182V179L23 176V175H18ZM69 175H71V176H69ZM108 175V176H107ZM114 175V176H113ZM156 176V177H153V176ZM223 175V176H222ZM233 175V176H232ZM235 175V176H234ZM72 176H73V178H72ZM78 176V177H77ZM103 176V177H102ZM107 176V177H106ZM121 176V177H120ZM159 176V177H158ZM164 176V177H163ZM225 176V177H224ZM226 176H228L227 178H226ZM65 177H68V179L70 178H72V179H74L73 180V183H72V185H70L72 188H74V192H72L73 191V189L70 187H66L65 188V185H66V182L64 181L65 180ZM75 177V178H74ZM81 177V180L80 179H78V178H80ZM222 177H224L225 179H227V180H225V179H223ZM102 178H103V180L105 181H102ZM104 178H106V179H104ZM161 178H164V179H162L161 180ZM217 178H219V179H217ZM221 178V179H220ZM238 178V179H237ZM60 181H59V180ZM67 179V180H68ZM124 180V182L121 184V183H119V181L120 180ZM144 179H148V180H144ZM169 179H171V180H169ZM224 181H223V180ZM145 181V182H143V181ZM215 180V181H214ZM220 180V181H219ZM234 180V183H232V181ZM235 180H238V181H236L235 182ZM24 181V182H23ZM57 181V182H56ZM78 181H80V182H78ZM106 181H108V182H106ZM151 181V182H150ZM154 181V182H153ZM163 181V182H162ZM183 181V182H182ZM225 181H227V183H225ZM229 181H231V182H229ZM77 182V183H76ZM133 183L134 182H136V179L135 180H133L132 181ZM141 182H143L144 184H146V185H144L143 183L141 184ZM175 182H179L178 184L182 187V188H175L176 187V183ZM182 182V183H181ZM252 181H250V183H251ZM56 183H58V184H56ZM65 185H64V184ZM85 183V184H84ZM131 183V182H130ZM147 183H149V186H148V184ZM161 183V184H160ZM184 183V184H183ZM212 185H211V184ZM231 183V184H230ZM25 184H27L28 185V187H27V185H25ZM55 184H56V186L57 185H59V192H58V187H55ZM109 184V185H108ZM152 184V185H151ZM158 184L160 185V186H158ZM209 184V185H208ZM216 184V186H214V185ZM235 184H236V186H235ZM25 185V186H24ZM78 185V186H77ZM140 185V186H139ZM218 185V186H217ZM232 185H234V186H232ZM85 186H87V187H85ZM145 187V189H144V187ZM150 188H148V187ZM151 186V187H150ZM206 186V187H205ZM212 186H214V187H212ZM228 186H231V187H228ZM135 187V188H134ZM184 187V188H183ZM11 188H13V189H16L15 187H11ZM64 188V189H63ZM68 188V190H66ZM80 188V189H79ZM90 188V189H89ZM141 188V189H140ZM161 188H162V190H161ZM209 188H210V190H209ZM213 188V189H212ZM226 188V189H227ZM61 189L64 191V193H61V195L59 196V194H60V191H61ZM69 189H70V191H69ZM76 189V190H75ZM132 189V190H131ZM137 189V190H136ZM140 189V191H138ZM148 191H147V190ZM158 189H159V191H158ZM174 189V190H173ZM177 189L181 192H176L177 191ZM54 190H56V191H54ZM67 192H66V191ZM219 190H221L220 188H219ZM63 191H61V192H63ZM76 191H77V193H76ZM128 191L130 192V193H128ZM134 191V192H133ZM141 191H142V193L144 192V191H147L148 193H150V195L147 193V192H144V194H142L141 193ZM155 192V193H153V192ZM161 191H162V193H161ZM174 191V192H173ZM197 191V192H196ZM199 191H200V193H199ZM214 192V193H212V192ZM57 192V193H56ZM65 192H66V194H65ZM133 192V193H132ZM137 192H139V193H137ZM158 192V193H157ZM56 193V194H55ZM71 193H76L75 195L76 196H74L73 197V195L74 194H71ZM132 193V194H131ZM137 193V194H136ZM141 193V194H140ZM161 193V194H160ZM220 194V196L218 195V194ZM55 194V195H54ZM71 195V197H70V195ZM134 194H136V195H134ZM146 194H148V195H146ZM195 194H197V195H199V196H197V195H195ZM215 194L216 195H218L219 197H222V198H219L218 196H215ZM131 195V196H130ZM139 195H143V196H141L140 198H138V199H136ZM176 195V196H175ZM204 195H206V194H204ZM63 196H61V197H63ZM135 198H133V197ZM150 196V197H149ZM180 196V195H179ZM227 196V197H226ZM129 197H131V198H129ZM143 197V198H142ZM182 197H184L182 194H181V196H180V201L181 200H183L184 201V198H182ZM187 197V196H186ZM224 197H226V198H228V199H230L229 201H227V199L226 198H224ZM237 197V196H236ZM73 198H78V199H73ZM146 198V199H145ZM176 198H174V200H177ZM179 198V197H178ZM182 198V199H181ZM69 199H73V200H69ZM133 199V200H132ZM140 199V200H139ZM74 200H76V201H74ZM131 200L133 201V202H135L134 203V205H135V207H134V205H132V206H129L130 205V203H131ZM135 200V201H134ZM160 200V199H159ZM220 200H221V202H220ZM70 201V202H69ZM73 201V202H72ZM149 201V200H148ZM182 201V202H183ZM224 201V202H223ZM62 203H64V201L62 200L61 201ZM130 202V203H129ZM181 202V203H182ZM74 203V204H75ZM242 203V202H241ZM73 204V205H74ZM221 204V205H220ZM155 205V204H154ZM154 205H148V206H146L147 208L146 209H149V208H151V207H155ZM182 205H183V203H182ZM156 206H157V204H156ZM228 206V209L226 208ZM232 207V210H230L229 208L230 207ZM46 207V206H45ZM45 207H43V209H45ZM136 209H134V208ZM183 207H184V205H183ZM221 207V208H220ZM224 207H225V209H224ZM242 207V208H241ZM47 208V207H46ZM132 208H133V210H132ZM140 209V210H139ZM230 212V211H233V212H230V214H229V212L227 211V210ZM135 210V211H134ZM242 210V211H241ZM248 210V211H247ZM165 211V210H164ZM137 212H139V213H137ZM223 212H225V213H223ZM226 212L228 213L227 215H225L226 214ZM237 212H238V215H237V217H238V220L239 221H235L236 219H237V217L236 216H234V215H236L237 214ZM239 212H240V214H239ZM243 212V213H242ZM246 212V213H245ZM144 213V214H143ZM234 213V214H233ZM242 213V214H241ZM247 214V216H245V215ZM261 214H263V213H261ZM136 215V216H135ZM143 215V216H142ZM230 215V216H229ZM143 218H142V217ZM148 216H150V215H148ZM232 216H234V220H231V218H232ZM259 216V217H258ZM137 217V218H136ZM229 217H231V218H229ZM236 217V218H235ZM242 217V218H241ZM257 217V218H256ZM167 218H169V219H167ZM223 218V220H221ZM227 218H229L230 219V221H229V219H227ZM240 218V219H239ZM256 218V219H255ZM109 218H107L106 217V219L104 220V221H106V220H108ZM143 219V220H142ZM244 219H245V222H244ZM247 219V220H246ZM262 219V220H261ZM141 220V221H140ZM184 220V221H183ZM202 220V221H201ZM220 220V221H219ZM261 220V221H260ZM136 221V220H135ZM143 221V222H142ZM171 221H172V223H171ZM181 221L182 222H184V223H181ZM194 221V222H193ZM197 221V222H196ZM241 221H243V222H241ZM108 222V221H107ZM218 222H220L221 223V225H220V223L218 224ZM226 222H228V223H226ZM239 222H241V223H239ZM177 223H179V224H177ZM176 226H175V225ZM184 224V225H183ZM190 224V225H189ZM248 224V225H247ZM179 225V226H178ZM181 225V226H180ZM114 226V224L113 225H108L107 227H106V229L107 230H105V233H103V235L101 236L103 239L104 238H108L109 239V237H111V239H109V241H113L114 239H115V241H119V240H121V239H117L116 240V238L117 237H119L120 238V234L117 232V231H114V229H115V227H113ZM183 226V227H182ZM189 226V227H188ZM192 226V227H191ZM196 226V227H195ZM239 226V227H238ZM247 227V231H248V233L246 234V227ZM250 226H251V228H250ZM111 227H113L112 229H113V231H111ZM178 227H179V229H178ZM187 228V232H184V230L186 231V229L185 228ZM195 227V228H194ZM244 227V228H243ZM203 228V229H202ZM227 228V229H226ZM243 228V229H242ZM249 228V229H248ZM184 229V230H183ZM189 229V230H188ZM194 229H195V232H194ZM230 229H231V232H230ZM243 230V231H240V230ZM133 230V232L135 233L136 232V234H138V235H140L141 233L139 232V230H136V229H132ZM178 230V231H177ZM179 230H182V231H180V233H179ZM192 230V231H191ZM196 230H197V232H196ZM205 230H207V231H205ZM245 230V231H244ZM113 232V234L115 235V236H117L116 238H114V235L111 233L110 235H112V236H110L109 234H108V232ZM201 231V232H200ZM203 231H205V233L203 232ZM253 231V232H252ZM257 231V232H256ZM259 231V232H258ZM208 232V233H207ZM179 233V234H178ZM195 233V234H194ZM203 233V234H202ZM240 233H242V235L244 236V237H242V235H240ZM253 233V234H252ZM107 234V235H106ZM202 234V235H201ZM217 234H219V235H217ZM255 234V235H254ZM173 235V234H172ZM203 235L204 236H206L205 238L206 239H203ZM237 235V236H236ZM248 235V238H246L245 236H247ZM252 235V236H251ZM256 235H258V236H256ZM108 236V237H107ZM181 236V237H180ZM198 236V238H196L195 240H194V238L195 237H197ZM200 236V237H199ZM202 236V237H201ZM218 238H217V237ZM251 238H250V237ZM254 236V237H253ZM262 236V237H261ZM252 237H253V241H252ZM261 237V238H260ZM176 238L174 239V240H176ZM183 239V240H181V239ZM192 238V239H191ZM248 240V241H245L246 239ZM161 239V240H160ZM159 239V241H163V239H164V242L163 243H161V244H165V245H167L168 243L166 242V239L165 238H160ZM200 239V240H199ZM202 239H203V242H201L202 241ZM233 239V240H232ZM184 240H185V242H184ZM193 240L195 241V242H193ZM197 240V241H196ZM212 240V242H210ZM215 240V241H214ZM223 240V241H222ZM147 241H149L151 244H153V250H155L154 251V253H155V256H156V258H158V260L159 259H161V261H159V264L162 262H166V260L165 259H163V258H166V257H164V254H165V256L167 255V251H165L163 248H162V246H161V244L160 243H156V242H154L153 241V239H149V240H147ZM180 241H183V242H180ZM217 241V242H216ZM218 241H219V243L220 244H218ZM222 241V242H221ZM243 241V242H242ZM263 241V242H262ZM177 242V243H178ZM200 244H199V243ZM214 242V243H213ZM218 244H216V243ZM251 242V243H250ZM186 243V244H185ZM212 245H211V244ZM248 243V244H247ZM119 244H121V242H119ZM204 244V245H203ZM215 244V245H214ZM226 244H228V245H226ZM243 244V245H242ZM169 245V244H168ZM167 245V246H168ZM203 245V246H202ZM221 245V246H220ZM223 245H224V248H229V250H227V249H224L223 248ZM226 245V246H225ZM231 245V246H230ZM203 247V248H202ZM220 247V248H219ZM170 248V247H169ZM218 248V249H217ZM251 248V249H250ZM161 249H163L162 251H161ZM204 251H203V250ZM207 251H206V250ZM208 249H209V251H208ZM216 249L218 250V253H220V255H221V251L223 250V251H226V252H223L222 251V255L221 256H218L217 255V251H216ZM240 249H242V250H244V251H240V253H239V250ZM245 249H246V251H245ZM214 251V252H212V251ZM221 250V251H220ZM231 250V251H230ZM229 251V252H228ZM238 253H237V252ZM164 252V254H162V253ZM211 252H212V254H211ZM235 252L237 253V254H235ZM243 253V255H241L242 253ZM250 252V253H249ZM188 253H190V252H188ZM223 253H224V256H223ZM245 253H247V254H245ZM180 254V255H179ZM184 252L182 253V251H179V253L177 254V259H175V262H172V263H170L169 261H167V262H169V263H164V264H178V263H180V261H182V264H186L187 263V261H189V258L187 259L184 255ZM238 255H239V257H238ZM245 255V256H244ZM154 255H151V257H150V255H147V256H145V259L144 260H146L147 262H149L150 260V258H153V257H155ZM181 256V257H180ZM185 258H184V257ZM223 256V257H222ZM247 256H249V257H247ZM150 257V258H149ZM183 257V258H182ZM218 257V258H217ZM148 258V259H147ZM252 258V259H251ZM179 259H180V261H179ZM182 259V260H181ZM190 259L191 260H193V257L191 256L190 257ZM176 260H178V261H176ZM185 260H187V261H184ZM196 261H197V259H196ZM241 261V262H240ZM161 263V264H162ZM235 263V262H234ZM188 264V263H187ZM193 264H196L195 263V259L193 260ZM231 264H233V262L231 263Z\"/></svg>",
  "mask_w": 264,
  "mask_h": 264
}]
</instances>
